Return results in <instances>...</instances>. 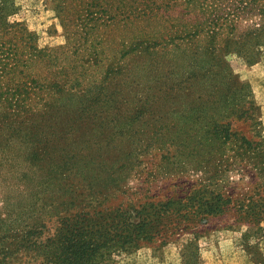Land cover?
I'll use <instances>...</instances> for the list:
<instances>
[{
	"label": "trees",
	"instance_id": "1",
	"mask_svg": "<svg viewBox=\"0 0 264 264\" xmlns=\"http://www.w3.org/2000/svg\"><path fill=\"white\" fill-rule=\"evenodd\" d=\"M19 3L0 0V264H109L179 235L180 264H200L202 221L234 206L264 218V144L234 128L253 102L228 62L260 60L264 0H45L62 38L49 47ZM242 163L258 184L236 198ZM139 168L194 179L183 196L133 200ZM83 183L89 201L125 199L86 207Z\"/></svg>",
	"mask_w": 264,
	"mask_h": 264
},
{
	"label": "rangeland",
	"instance_id": "2",
	"mask_svg": "<svg viewBox=\"0 0 264 264\" xmlns=\"http://www.w3.org/2000/svg\"><path fill=\"white\" fill-rule=\"evenodd\" d=\"M45 0H20L17 20L26 23L29 30L34 31L39 39L38 46H56L62 44L59 36V28L56 34L48 35L47 30L56 21L52 13L45 7ZM228 62L237 77L238 81L247 83L250 89V100L253 102L238 119H234V128L249 141L264 144V49L260 60L251 66L244 65L239 59L228 58ZM147 168L153 166L150 159H144ZM145 165V163H144ZM143 165V166H144ZM243 168L238 173L229 174L228 191L237 196L242 193L248 195L257 187L258 178L256 172L251 170V166L246 163L238 165ZM139 168L138 172H131L124 188L131 199H142V196L163 197L165 195H182L187 192L194 176L189 172L175 171L165 173L159 181L153 176L146 175ZM152 174V173H151ZM72 183L77 186L76 181ZM261 182H259L260 184ZM84 190H81L82 201L86 207L99 209L107 205H114L124 195L114 194L107 201L92 202L87 195L88 185L83 183ZM80 186V188H81ZM79 191L80 189L77 188ZM78 194V193H77ZM230 207L222 217L202 221L199 226L198 239L200 264H256L257 260L264 259V218L251 224L247 223V218ZM249 221V220H248ZM49 231L53 227L48 220ZM51 223V224H50ZM50 224V225H49ZM45 233V232H44ZM243 233L247 236L243 237ZM174 239V240H173ZM172 241L161 249L152 248L155 244H144L136 251L129 254L113 256L109 264H180L181 243L186 239L185 235L173 237ZM15 264H32L31 258L20 257Z\"/></svg>",
	"mask_w": 264,
	"mask_h": 264
}]
</instances>
